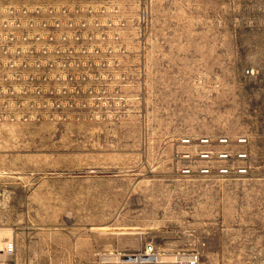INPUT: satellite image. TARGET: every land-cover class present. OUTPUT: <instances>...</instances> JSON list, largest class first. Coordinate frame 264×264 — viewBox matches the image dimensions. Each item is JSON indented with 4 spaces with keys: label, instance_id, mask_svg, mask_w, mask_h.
<instances>
[{
    "label": "rangeland",
    "instance_id": "374dc122",
    "mask_svg": "<svg viewBox=\"0 0 264 264\" xmlns=\"http://www.w3.org/2000/svg\"><path fill=\"white\" fill-rule=\"evenodd\" d=\"M114 3L127 25L113 95L33 111L49 98L16 100L0 78V264H103L151 242L199 264H264V0Z\"/></svg>",
    "mask_w": 264,
    "mask_h": 264
},
{
    "label": "built area",
    "instance_id": "2783aa9c",
    "mask_svg": "<svg viewBox=\"0 0 264 264\" xmlns=\"http://www.w3.org/2000/svg\"><path fill=\"white\" fill-rule=\"evenodd\" d=\"M5 1L0 33L4 94L19 101H26L27 97L49 98L50 102L33 104L29 110L50 112L69 108L73 101L66 100L80 98V106L86 107L91 97L115 93L111 90L118 79L117 27H124L127 22L119 20L122 9L114 0ZM53 97L58 99L54 101ZM202 143L210 144L207 140ZM214 155L213 150L201 152L202 159H212ZM217 155L221 159L230 157L225 150ZM237 157L246 159L248 155L241 152ZM230 170L225 167L220 173L229 174ZM244 172L239 169V173ZM5 252L9 256L15 254L16 244L7 242ZM112 259L103 264H163L164 259V264H199L198 254H166L154 242L144 246L142 253Z\"/></svg>",
    "mask_w": 264,
    "mask_h": 264
},
{
    "label": "crops",
    "instance_id": "0c3cea01",
    "mask_svg": "<svg viewBox=\"0 0 264 264\" xmlns=\"http://www.w3.org/2000/svg\"><path fill=\"white\" fill-rule=\"evenodd\" d=\"M15 244H16V252L12 256H15L17 254V250H18L19 254H20V252H22L24 250V248H23L24 245H23V243L20 240H18L17 243L15 242ZM63 245H65V247H67V248H73V242L70 241V240L64 241ZM93 245H95V242H93ZM5 247H4L3 252H4V254H7L5 252ZM37 248H38L37 240L35 239L33 242H31V240H30V244L28 245L29 253H32V252L36 251ZM57 257L58 258H53L51 260L55 264H59V262L61 264H66V263H68V264H77V262H79L82 259V257H80L79 260H77L76 257L73 256V255H63V254L60 255V256H57ZM34 258L35 257L33 255H29L27 257L25 256V258H24L25 259L24 260L25 264L26 263L28 264V262H32V263L34 262L35 263ZM63 262H65V263H63Z\"/></svg>",
    "mask_w": 264,
    "mask_h": 264
},
{
    "label": "bare ground",
    "instance_id": "6f19581e",
    "mask_svg": "<svg viewBox=\"0 0 264 264\" xmlns=\"http://www.w3.org/2000/svg\"><path fill=\"white\" fill-rule=\"evenodd\" d=\"M112 260H114V259H112V258H105V259H104L105 262H109V261H112ZM115 260H116V259H115ZM164 263H167V260H166V259L163 260V264H164Z\"/></svg>",
    "mask_w": 264,
    "mask_h": 264
}]
</instances>
